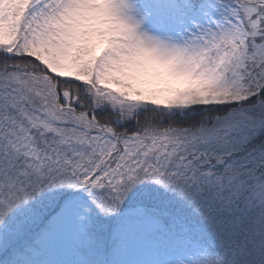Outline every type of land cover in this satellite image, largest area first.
Masks as SVG:
<instances>
[{
    "label": "snow or ice",
    "instance_id": "snow-or-ice-1",
    "mask_svg": "<svg viewBox=\"0 0 264 264\" xmlns=\"http://www.w3.org/2000/svg\"><path fill=\"white\" fill-rule=\"evenodd\" d=\"M0 264H264V0H0Z\"/></svg>",
    "mask_w": 264,
    "mask_h": 264
}]
</instances>
